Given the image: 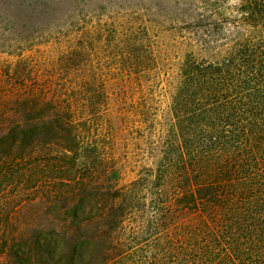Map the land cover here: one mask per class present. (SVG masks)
<instances>
[{"label":"trees","instance_id":"trees-1","mask_svg":"<svg viewBox=\"0 0 264 264\" xmlns=\"http://www.w3.org/2000/svg\"><path fill=\"white\" fill-rule=\"evenodd\" d=\"M228 1L0 0L47 48L0 59V264H264V0Z\"/></svg>","mask_w":264,"mask_h":264},{"label":"rangeland","instance_id":"rangeland-1","mask_svg":"<svg viewBox=\"0 0 264 264\" xmlns=\"http://www.w3.org/2000/svg\"><path fill=\"white\" fill-rule=\"evenodd\" d=\"M147 1H156V0H147ZM239 0H230L227 3V12L230 14H234L236 12V7L239 4ZM233 11V13H232ZM236 14V13H235ZM40 42L32 43L31 41V21H22L20 25H8L7 23H2L0 19V59L2 60H10L12 62L16 61L20 56L30 57L31 54H35L33 51L35 50H46L45 45H41ZM32 46V47H31ZM31 48L32 49L31 51ZM13 54V55H11ZM38 55H42L43 51L36 53ZM134 146H130V163L128 164L129 168H133L137 165L133 161L132 153L134 152ZM138 150V149H136ZM140 159H136L135 161H139ZM128 179H133L136 175L131 173Z\"/></svg>","mask_w":264,"mask_h":264}]
</instances>
